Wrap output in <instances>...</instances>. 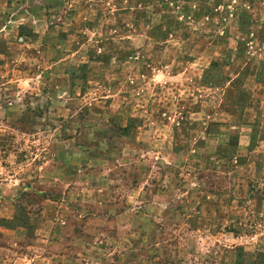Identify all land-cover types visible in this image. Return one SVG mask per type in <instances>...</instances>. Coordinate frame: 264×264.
<instances>
[{
    "label": "rangeland",
    "instance_id": "1",
    "mask_svg": "<svg viewBox=\"0 0 264 264\" xmlns=\"http://www.w3.org/2000/svg\"><path fill=\"white\" fill-rule=\"evenodd\" d=\"M0 264H264V0H0Z\"/></svg>",
    "mask_w": 264,
    "mask_h": 264
}]
</instances>
